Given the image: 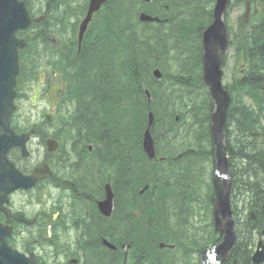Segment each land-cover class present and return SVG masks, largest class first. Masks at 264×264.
Returning <instances> with one entry per match:
<instances>
[{
  "label": "trees",
  "instance_id": "16d2710c",
  "mask_svg": "<svg viewBox=\"0 0 264 264\" xmlns=\"http://www.w3.org/2000/svg\"><path fill=\"white\" fill-rule=\"evenodd\" d=\"M205 3H208V1ZM137 5L141 7L137 9ZM166 6L171 11L160 13L161 10H165ZM179 7V0H163L161 4L157 0H152L150 4L143 3L140 0H113L114 18L111 21H106L107 31L112 30L114 36L112 46L115 53L113 58L108 56L86 60L84 63L85 68L78 74L79 78L77 80L74 78V86L76 84V86L85 89L84 94L81 96L83 103L89 102V105H91L93 98L99 95L91 92L94 88L104 90L103 93L107 96L110 92L113 95L112 112L115 136L114 146L113 148L111 147V151L113 152L115 163L121 166L118 167V180H120L117 193L118 199L126 192L122 185L126 174L134 178L142 171L140 183H151L164 189H167L168 186L170 187V183L173 182L174 174L170 167L173 150L171 147L165 149L167 144H169L168 139L165 140L163 145L160 144L161 141L159 144L157 142L159 149H161L162 145L164 152L162 156L166 157V162L159 164L158 167L153 166L151 168L150 166L147 167V165L144 167L142 165L143 162L140 163L143 159L145 161V157L143 153L141 157L138 156L141 151L136 142L135 136L137 134L134 135L133 127L137 130L138 122H146L148 109L153 110L155 114L154 132L157 137L161 134L159 125L163 112L167 110L170 117L174 116L176 105H181L184 109H186L184 105L192 106L193 110L188 113L202 130L205 129V124L208 123L209 95L201 82V33L204 27L212 21V12L207 9L208 6H205L206 14L201 15L197 21H192L188 12L182 11L178 14L174 11L175 8L178 9ZM193 9L197 8L194 7ZM141 10L153 15H161V17H164V15L168 18L175 17L170 20L167 27L165 25L141 24L138 21V13ZM140 28L145 30L142 40L138 41V47L146 54H144L146 66L143 69V74H141V71L135 73V68H133L134 71H131L129 67L133 63L130 53L134 43L133 38H130L129 34L137 35L140 32ZM170 28H172V36L169 39ZM120 31H122V37L119 34ZM123 32H125V35ZM169 41H175V47H172V49L177 50V52H173L172 56L177 61V70L174 71L176 74L170 76L168 81L165 79L159 82L152 76V70L156 66L165 68L163 62H158L157 55L161 48L168 47ZM105 48L109 49V44L106 41L101 42L98 47V53ZM144 86L151 92V103L146 101L143 91ZM198 121L199 124H197ZM167 137H171V131L164 136V138ZM241 148L243 151L238 156H233L231 155L232 152H230L229 156L232 161L234 159L244 160L245 155L242 154L244 148ZM184 168L189 169L186 166ZM243 169L250 170L249 165ZM192 172L193 169H189V171L180 172V175L185 179H192ZM243 174L239 175L241 183L244 179ZM247 178H249L247 180L249 182L247 186L249 187L246 186L248 193L254 194L255 191L257 193V202L253 201L250 204L254 203L257 205L260 199L264 197V188L261 186L257 190L255 185H252L251 175L248 174ZM193 183L191 182V184ZM244 193L239 192L240 196L244 195ZM127 195L133 196V188L129 189ZM141 208L146 210L142 217L137 219L131 214L129 218H126L127 216L123 215V220L119 221L118 225L121 228L127 225V228L136 233L145 231L149 234L141 236L140 239L147 244L148 250L156 249L159 241L170 243L178 240L173 234L175 228L172 224L171 213L173 209L171 205L165 206L158 202H152ZM134 209L135 206H130L131 212ZM257 214L259 215L258 212ZM253 227V222L249 218L247 224L240 229L239 237L242 242L238 243L237 247L242 250V253L234 256L236 264H243L244 262L253 264L251 260L252 252L251 250L249 252L247 248L248 246L250 249L253 240ZM193 244L194 246H201V243L197 240Z\"/></svg>",
  "mask_w": 264,
  "mask_h": 264
},
{
  "label": "flooded vegetation",
  "instance_id": "af4514ba",
  "mask_svg": "<svg viewBox=\"0 0 264 264\" xmlns=\"http://www.w3.org/2000/svg\"><path fill=\"white\" fill-rule=\"evenodd\" d=\"M88 4L89 0H68L67 3L63 2V5L65 7H71L72 13L69 16L70 21L69 24H66V27L70 30L71 34H74L76 36L77 42L80 22L83 18L82 13L84 11V8L87 7L88 9ZM255 5V11L264 13V0H260ZM50 9L51 6H48V11L46 12L48 19L51 18V12L49 11ZM78 22L79 24H77ZM263 29L264 24L255 23L252 25L253 51L251 55L254 58L255 63L251 71V76L247 79V83H252L255 86H257L258 84L259 86H262L264 84V75H262L258 71V63L260 61L264 62V48L263 50L261 49L260 51L256 52V57L253 56V52L258 46V43L255 41V39L260 40L262 37L264 38V36L259 35V32ZM69 30H66L65 28H59V25L54 24L53 21H51V23H47L44 32L47 36V39L54 45L53 50H48V53L51 56L61 57L63 48L68 44H72V41L66 38V32H69ZM94 33V31H90L88 33L86 32V39H88L89 37L92 38V35H95ZM263 44L264 43H262V46ZM242 74H245V72L243 71ZM45 75L47 76L46 73ZM44 79L47 86L48 81L46 80V78ZM51 88L52 84L49 85L48 94H50ZM64 91L65 89L63 87V90H59L55 93L57 99L56 105H54L51 99L47 97V109L45 115H48L51 113V111H54L58 104H60L62 107H65V104L68 101H71L70 97H67L66 94H62L60 97H58V95L60 93H63ZM251 102L256 114L259 115L258 99H251ZM78 108L82 110V106H79ZM261 119L264 123V115ZM97 120V117L93 119V117L90 116L89 113H87V115H78V118L76 120H71L73 127L66 123L65 119L61 122L62 128L60 132L63 129V131L66 133H75L76 146L74 147L79 149L78 151L76 150L74 152L63 153L57 152L53 154H49L48 152H46L45 155L40 154L39 152H33L32 156L29 158H22L20 152L16 151L14 152L15 163L26 176H29L39 165L49 166L52 170V175L49 176L43 183H40L37 186L38 188L40 185L45 183L44 185H46V187L44 188V190L46 193H50L51 191L57 189L74 191L76 187H78L82 183H86L88 188L95 187V180L97 179L96 175H98L95 167L98 162L92 161L91 157L96 153H93L91 146L86 147V144L90 142L89 137L93 129L98 127ZM263 130L264 128H262V131L259 128L257 129V131L254 133L256 139L263 136ZM40 134L41 132L38 129L36 136L39 137ZM44 138H55V136L51 133V128L49 127V125H46ZM84 158L87 159L86 162ZM102 178H105L104 172ZM36 189L30 191L19 190L17 192H14L10 196L8 205L4 204V207L8 208L11 213L7 214L3 210H0V223L11 228L10 234L1 232V235H3L6 243L13 250H17L27 257L33 255L36 260L35 264H85L84 260L79 259L76 256L66 257L65 262L60 261L61 258L57 256V252L54 248V239L58 237L60 241L62 237L77 236V234H74L70 229L73 226L72 219L81 216V214L78 212H83L85 214H91L95 212L98 218H104L105 220V217H102L100 215L97 206H95V201H92V199H90V195H86V200L75 199L71 202L65 201L60 205H58V203H54L52 206H49L48 202L50 199L41 200L40 195L37 196V198L31 196V193ZM79 195L80 194L78 193L77 196ZM212 199L214 198L212 197ZM185 200L188 201L187 196H183L181 198V201L184 202ZM209 201H211V198L209 199ZM205 202L207 203V201ZM35 205L41 207V210L33 215L31 212L32 207H34ZM52 211L55 213H51ZM15 215H20L21 219L19 220L17 218H14L13 216ZM49 219L51 220L50 223H47L46 226L42 225L44 221L48 222ZM28 221H34V223L32 225H29ZM36 228L38 229L36 232H34V229ZM88 232L89 230L83 229V237H88ZM1 241L2 240L0 239V246ZM68 252L70 251L65 250L64 255H66ZM74 260H77V263Z\"/></svg>",
  "mask_w": 264,
  "mask_h": 264
},
{
  "label": "bare ground",
  "instance_id": "6f19581e",
  "mask_svg": "<svg viewBox=\"0 0 264 264\" xmlns=\"http://www.w3.org/2000/svg\"><path fill=\"white\" fill-rule=\"evenodd\" d=\"M206 1H208V3H205ZM244 1L256 4L259 0H244ZM157 2L161 4L163 0H157ZM218 2L219 0H179L180 7L178 9L175 8L174 11L178 14H180L182 11H186L188 12V15L190 16V19L192 21H197L201 17V15L206 14L205 6L210 5L212 14H215V10H216V6ZM236 2L237 0H230L227 10L231 11L235 7ZM212 4H213V7H212ZM194 7L197 9H193ZM161 11L167 12V11H171V9L164 10V11L161 10ZM158 17L164 19L165 16L161 17V15H158ZM174 17L175 16H172L170 17V19L172 20L174 19ZM241 18L245 21H248V20L257 21L258 24H264V13L263 12H257L254 10L252 12L244 13V15ZM223 19H224L225 24L229 25V13L228 12H225V14L223 15ZM139 31L140 32L137 35L129 34L130 38H133V41H134L133 47L130 53L133 63H131L129 67L131 71H134L133 68H135V73L141 71V74H143V69H145V66H146V60L144 58L145 53L138 47V41L142 40L143 36L145 35V30L143 28H140ZM169 31H170L169 33V39H170V37L172 36V32H171L172 28H170ZM125 32H123L124 35H125ZM119 34L122 37V31H120ZM259 35L264 36V29L259 32ZM92 38L94 40L97 39L95 35H92ZM255 41L258 43V46L253 52V56L256 57V52L264 48V44L262 46V43H264V38L262 37L260 40L255 39ZM172 47H175V41L173 42L169 41L168 47L160 49V52L157 55L158 62L166 63L167 61L166 58L168 57V55H172L173 52H177V50H173ZM111 49H113V46H111ZM111 49L107 50L108 56H113L115 53V51ZM179 53L182 54L181 51H179ZM184 78H185V75H184ZM91 92H93L96 95L99 94V90L97 88L92 89ZM83 104L84 103L81 97L74 96V98L71 101H68L65 104V108L73 109ZM175 115H177L176 111L174 113V116L172 117L169 116V113L167 112V110L163 112L160 125H159L160 133L165 134L167 132H170L176 129L175 120L179 117H175ZM248 127H249L248 121L246 119H243L235 135V140L241 145H247L250 143V139L247 136ZM103 130H104L103 127L98 126L97 128L93 129L92 133L90 134V137H89L90 142L100 145V147L102 148L99 153L93 154L91 159L92 161H99L103 165L108 166L110 168L121 167L120 164L110 163L104 158L103 145L105 143V138L103 136ZM194 146L196 150L198 151V153L202 151H206L208 153L211 152L210 143L206 142L202 138V136L196 140ZM228 150L230 152H233L234 156H238L240 152V150L235 151L231 148H229ZM242 154L248 155V153L246 152H242ZM184 155L186 154H183L181 156H184ZM84 160L86 162L87 159L84 158ZM74 191L81 192L84 195L83 200L87 199L85 197L88 193V186L86 183L80 184L78 187H76ZM98 195L99 194L97 192L94 193L95 197H98ZM133 197L135 199H138V194L137 193L134 194ZM126 198H127V191L118 201L126 200ZM212 200H213L212 204L214 206L216 205H219L220 207L222 206V204L218 202L219 201L218 196ZM229 206L230 207L225 206V209H224V212L227 214L226 218L220 219V221L224 222L227 225L225 231L218 228L217 224H219V221L217 217L215 220V218H211L207 213L204 212V217L209 227L214 229L213 233H215L216 237L219 238L218 243L221 244L224 242V244H227V246H229L230 248V251L228 253H221L217 251L216 261L219 264H236V262H234L235 261L234 256L242 253V250L237 247L238 243L242 242V239H240V237L236 235L240 232V229L236 225H234L232 228V223H231V220L233 219L236 213L232 205L230 204ZM84 214L72 219L73 226L70 230H72L74 234H77L78 238L83 237V233L80 229L89 230L88 232L89 236L87 237V240L85 239L83 243L81 242L78 243L75 251L68 252L66 255H64L66 247L65 246L62 247L59 245L60 241L58 237L54 239V248L57 252V256L61 258L60 261L65 262L66 257L76 256L79 259L84 260L86 264H115L116 261H119L125 256L124 255L116 260L115 251L123 250L125 246L134 248V250L133 249L131 250L134 252L135 257L140 254L139 245L131 239V234L133 233V231L130 228H127V225H124V227L122 228L120 227V225H118V222L123 220V214L119 209H117L115 215L113 217H109L108 220L98 218L95 212L91 214H85V215ZM184 218L186 222L188 223V228L192 229L196 233L200 232V229L198 227H195L191 224V218L189 216L185 215ZM143 234L149 235L145 231H143ZM173 234L176 239H178L185 245L187 250L193 251V252L195 251L194 248L191 246V239L192 237L195 236V234L191 230L184 231L179 228L175 230ZM107 240L113 241L112 248H109L104 244V242ZM170 247L171 249L169 251H180V249L177 247H174V246H170ZM214 248L215 246L213 245L212 247H210V250H213ZM247 248H248V251L250 252V249L248 246ZM169 251L165 250V251H162L161 253L165 256H169V253H167ZM194 264H202L201 259L195 260ZM205 264H212V263L207 262ZM243 264H246V263L244 262Z\"/></svg>",
  "mask_w": 264,
  "mask_h": 264
},
{
  "label": "water",
  "instance_id": "95a60500",
  "mask_svg": "<svg viewBox=\"0 0 264 264\" xmlns=\"http://www.w3.org/2000/svg\"><path fill=\"white\" fill-rule=\"evenodd\" d=\"M148 1V0H145ZM230 0H219L213 24L203 32V82L209 86L215 111L211 116L212 138L216 147L217 169L220 178L215 180V187L217 190L218 199L222 206H215V220L219 221L218 228L225 231L227 225L220 221L226 218L227 214L224 212L225 206L230 207V177L228 171V159L226 158V146L224 127L226 124L227 110L230 103V98L227 92L223 89L222 69L220 57L225 53L228 44V35L223 15L227 12V7ZM101 4V0H93L92 12L97 10ZM91 15L84 23V27L88 24ZM140 20L142 22H155L157 18H152L145 14H141ZM29 19L23 4L18 3L17 0H0V126L8 130V118L13 109V88L15 86V79L18 74L17 64V47H22L15 39V32L19 29H24L28 26ZM157 78L161 77L159 70L154 72ZM150 126L153 124V115L149 116ZM27 136L16 137L14 135H0V191L3 190L5 194L10 193L16 188L20 182V175L15 169L3 160L6 153L12 146L24 145ZM143 146L148 156L154 158V144L151 137L150 129L145 133ZM222 179V180H220ZM111 199V196L110 198ZM108 202L103 204L102 211L110 215L111 206L108 207ZM108 207V208H106ZM232 228L234 221L231 220ZM227 231V230H226ZM264 235V231H263ZM106 246L112 248V245L107 241L104 242ZM234 244V243H233ZM162 247L164 245H161ZM262 248V250H260ZM217 251L221 253H228L230 251L227 244L221 243L213 250L202 253L201 263L219 264L217 260ZM255 264L264 262V247L262 243L259 244L258 250L253 256Z\"/></svg>",
  "mask_w": 264,
  "mask_h": 264
},
{
  "label": "rangeland",
  "instance_id": "374dc122",
  "mask_svg": "<svg viewBox=\"0 0 264 264\" xmlns=\"http://www.w3.org/2000/svg\"><path fill=\"white\" fill-rule=\"evenodd\" d=\"M127 1V0H126ZM137 9H139L141 6L140 5H137ZM212 7H213V4H212ZM208 9H211L210 8V5L208 6ZM244 12H245V7L244 6H241L239 2H236V5L235 7L230 11V14H229V26L231 27V30H232V46H231V49L229 50L228 52V57H227V69H226V83H230L232 82V78L235 74V69H234V63L237 64V66H239L240 64L244 63L245 62V59L243 56H241V51H245L247 48H248V45H249V42H248V38L250 37V31H247V30H244V22L242 21V16L244 15ZM132 20V18H131ZM254 21H248L246 23V25H248L247 28H249V26L253 23ZM112 40V36L111 35H108L107 36V41H111ZM108 47V46H107ZM111 47L108 48H105V49H102L100 53H98V51H94L95 53V57L97 58H104V57H108L107 55V50H110ZM113 50V49H111ZM98 53V54H97ZM113 58V56H112ZM166 64L167 66H170L171 65V69L169 70H165L166 72L164 73L167 77L166 81L168 80L169 78V74H172L173 70L177 68V61L176 60H173V56L172 55H168V57L166 58ZM47 60H42L41 61V66H42V69H47L46 68V62ZM113 61V60H111ZM48 70V69H47ZM51 71V70H49ZM262 72L264 73V69L262 70ZM64 81V78L63 77H60L59 75H55L53 74L51 76V82H63ZM248 104V103H247ZM18 106H19V110L17 112V115H16V119L19 120V123L21 125H32L35 121L37 120H40V114L42 112V109L44 108L45 106V103H43L42 105H40L38 108L36 109H32L30 108L29 106V103H26L24 100L22 101V103L19 101L18 103ZM175 111L178 115H180V117L182 115H184V110H181L180 107L178 105L175 106ZM66 112V108L65 107H62V110H61V114L64 115ZM59 114V111L57 112L56 114V117L58 116ZM61 117V116H59ZM179 124L176 126V130L179 132V136H180V139H189L188 137V128L190 127L191 123H192V119H191V116L190 114H186V116L180 121L178 122ZM60 126H61V123L58 124L57 122L53 124V126L51 127V133L52 134H59V131H60ZM38 141H35L32 145V149L35 150L36 149V143ZM69 147H66L64 146L63 144V151L65 149H68ZM42 151V150H41ZM96 172L99 173L100 172V168H99V165L97 164L96 165ZM99 175V174H98ZM96 182V181H95ZM46 187V185H43L41 186L38 190H36L35 192H33L31 194V196H34L35 198H37V196H44L43 195V190L44 188ZM58 190V189H57ZM62 193H68L69 194V201H73V196L70 191H61V190H58ZM58 191H54V195L56 198H53L51 197L49 202H48V205L49 206H52L54 203H58L59 199H57L58 195L60 194ZM45 200H48V198L46 199L44 197ZM92 201L95 200V197H92L91 198ZM239 203H243L242 200H239L238 204ZM244 204L247 205V200L244 199ZM248 208V206L246 207ZM244 209L242 211V213H244L240 219L241 221L243 220L244 216H246L248 213H249V209ZM240 209V212H241V208ZM243 209V208H242ZM41 210V207L35 205L34 207H32V214L35 215L38 211ZM51 213H55V212H51ZM80 213L81 215L84 214L83 212H78ZM85 215V214H84ZM199 219H197L196 221H198ZM205 220V219H204ZM47 223H50V219L48 222H43L42 225H45ZM244 223V222H242ZM207 225L208 223L207 222H204L201 224V227L199 229H203V230H206L207 229ZM241 225V224H240ZM243 225V224H242ZM240 227V226H239ZM38 228L34 229V232L37 231ZM83 233V229H80ZM213 229H209L208 232H209V235H210V240L205 243L204 245V248L201 250H205L207 248H210L212 247L214 244L218 243L219 241V238L216 237V234L213 233ZM196 235H202V232H199V233H195ZM253 237V240H252V252L255 251V248H256V245H257V242L259 240V237L257 236H252ZM131 239L137 243L139 245V251H140V254L137 255L138 258H140L143 262H140L139 264H153V261L154 259H156L157 261V264H159V261H158V258H162L161 259V263H165V261L168 259V263L167 264H184V258L182 257V254H181V251H169L167 253H169V256H165L163 255L161 252L162 251H157L158 253H154L152 255H147V259L146 260H143V255H142V251L141 250H147V247L145 245V243L140 240L141 239V234L140 233H136V232H133L131 234ZM196 241V238L192 237L191 241ZM77 241H78V237L77 236H67V237H62L60 239V246H65L66 247V250L68 251H75L76 250V246H77ZM201 246H195L194 247V253H192L190 255V258L193 260L197 259L199 257L197 251H200V248ZM134 248L132 247H128V246H125L123 250H119V251H116L115 252V256H116V259H119L120 257L124 256L123 257V260L127 257L129 259L130 255H131V252L130 250ZM199 249V250H198ZM128 254V255H126ZM125 264V263H124Z\"/></svg>",
  "mask_w": 264,
  "mask_h": 264
}]
</instances>
